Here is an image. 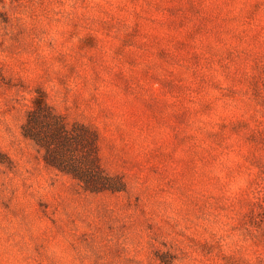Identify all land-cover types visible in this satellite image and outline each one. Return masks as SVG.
Masks as SVG:
<instances>
[{"label":"rangeland","instance_id":"obj_1","mask_svg":"<svg viewBox=\"0 0 264 264\" xmlns=\"http://www.w3.org/2000/svg\"><path fill=\"white\" fill-rule=\"evenodd\" d=\"M40 93L114 189L22 135ZM0 264H264V0H0Z\"/></svg>","mask_w":264,"mask_h":264},{"label":"trees","instance_id":"obj_2","mask_svg":"<svg viewBox=\"0 0 264 264\" xmlns=\"http://www.w3.org/2000/svg\"><path fill=\"white\" fill-rule=\"evenodd\" d=\"M21 133L37 146L47 166L70 176L83 190L98 193L114 189L111 177L100 169L94 129L78 121L68 123L42 93L26 112Z\"/></svg>","mask_w":264,"mask_h":264}]
</instances>
